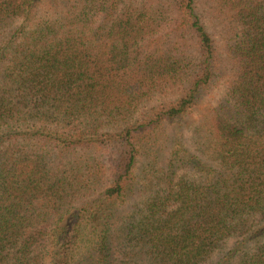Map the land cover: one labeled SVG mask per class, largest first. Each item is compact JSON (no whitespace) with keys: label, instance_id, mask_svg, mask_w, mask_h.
<instances>
[{"label":"trees","instance_id":"16d2710c","mask_svg":"<svg viewBox=\"0 0 264 264\" xmlns=\"http://www.w3.org/2000/svg\"><path fill=\"white\" fill-rule=\"evenodd\" d=\"M221 81L195 152L181 118ZM229 238L212 264H264V0H0V264H201Z\"/></svg>","mask_w":264,"mask_h":264},{"label":"rangeland","instance_id":"374dc122","mask_svg":"<svg viewBox=\"0 0 264 264\" xmlns=\"http://www.w3.org/2000/svg\"><path fill=\"white\" fill-rule=\"evenodd\" d=\"M223 87L224 82H219V84L203 98V100L200 102V105L192 113L182 116L181 118V123L184 130V140L192 150H195V152L198 151V149L201 150L204 147V144L200 146L198 135L195 133V129L197 128L196 125L204 118V116L211 112L210 107L217 104V101L223 91ZM151 179L152 175H148V180L150 181ZM149 190L150 188L144 190L143 192H136L132 197H130L128 202L125 204L124 214H128L135 206H140L149 195ZM232 238H229L221 247L215 249L210 257L201 264H212L211 262L213 260L219 257L221 258L224 255L225 250H227L232 245ZM236 259L237 258L234 260Z\"/></svg>","mask_w":264,"mask_h":264}]
</instances>
